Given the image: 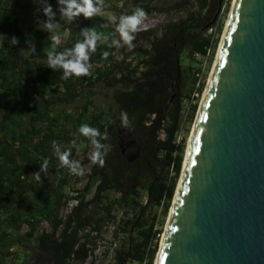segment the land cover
<instances>
[{"label":"trees","instance_id":"trees-1","mask_svg":"<svg viewBox=\"0 0 264 264\" xmlns=\"http://www.w3.org/2000/svg\"><path fill=\"white\" fill-rule=\"evenodd\" d=\"M193 1L180 13L182 2L171 6L178 15L158 30L134 33L144 43L117 48L108 46L115 26L101 12L61 20L54 44L37 28L36 16L45 17L33 0H0V264H82L106 222L118 238L109 264L152 263L203 85L195 57L210 58L221 27L216 18L204 23L207 0ZM122 2L102 0L103 10L118 22L137 6L146 14L153 9L150 0ZM48 3L57 10V0ZM84 27L102 38L89 53L91 74L62 79V68L47 67V54L74 47ZM121 113L131 130L121 127ZM81 124L107 132L103 167L89 160ZM52 141L81 162L83 176L59 166ZM45 159L47 172L37 180Z\"/></svg>","mask_w":264,"mask_h":264},{"label":"water","instance_id":"water-1","mask_svg":"<svg viewBox=\"0 0 264 264\" xmlns=\"http://www.w3.org/2000/svg\"><path fill=\"white\" fill-rule=\"evenodd\" d=\"M223 27L153 264H264V0Z\"/></svg>","mask_w":264,"mask_h":264},{"label":"clouds","instance_id":"clouds-1","mask_svg":"<svg viewBox=\"0 0 264 264\" xmlns=\"http://www.w3.org/2000/svg\"><path fill=\"white\" fill-rule=\"evenodd\" d=\"M36 4V13H42L45 19H41L39 15L36 16V25L40 31L48 34V39L54 44L59 43L61 40L58 29L61 27V20L67 22H73L75 18L83 15L84 18H92L103 10L102 0H57L58 8L54 10L48 3V0H33ZM57 11L59 13V20L56 19ZM146 12L143 8L137 6L132 13L122 14L118 18L110 17L109 23L114 24L115 32L119 35V40L113 39L108 45L109 47H121L128 45L133 47L132 41L135 39L134 33H136L138 27L142 24L146 17ZM82 40L75 42L74 47L64 48L62 51H56L53 48L47 54V67L53 71L63 69L62 79H69L70 77H82L89 76L91 74V64L89 53H94L97 49L98 42L101 41V35L90 27H84L80 30ZM107 37L103 40L107 41ZM14 44H18L19 41L13 37ZM122 42V43H121ZM31 50L35 52V45H30ZM108 52L104 53V57L107 58ZM121 127L131 130L132 124L129 120L127 113H121ZM78 132L83 137L87 138L90 142L92 152L89 156V160L93 165H99L103 167L105 164L106 150L108 146L102 143L103 140L108 139L107 132L101 133L98 128L89 126L88 124H81L78 128ZM52 149L56 158L59 161L60 167H66L71 174L76 176H83L85 170L81 165V162L76 159H70L71 151L63 149L59 143L52 141ZM48 169V160L45 159L40 163V172L34 173L37 180L41 179V173H46Z\"/></svg>","mask_w":264,"mask_h":264},{"label":"rangeland","instance_id":"rangeland-1","mask_svg":"<svg viewBox=\"0 0 264 264\" xmlns=\"http://www.w3.org/2000/svg\"><path fill=\"white\" fill-rule=\"evenodd\" d=\"M232 1L233 0H207V3L209 6H211V9L209 12H207L204 17V23H206L207 25L210 24L211 21H213L216 18V21H214V23L221 21V27L219 28L218 32H217V39L215 42V45L213 47V51L212 54L210 56V58L208 59L207 56H197L195 57V64L199 65L200 70H199V76L203 75V85L201 87V90L199 92V96H198V100H197V106L193 115L192 120L189 122L188 124V128L186 131V138H185V143L187 145L189 138H190V134H191V130L196 118V114H197V109H198V105L201 102L202 99V95L203 92L205 90V86L206 83L208 81V77L210 74V70L213 66V62H214V58L216 55L217 48L219 46V42L221 40V36L223 32V26H225V23L227 21V16L229 14L231 5H232ZM176 2H179L181 4H178L180 10V12H184L185 8H189V7H194V1L193 0H187V2L184 4V0H150V3L153 5V9L150 10L149 13H147L144 21L142 22V24L138 27L137 31H142V30H158L159 25L164 22L168 17H175L176 15H178V13H176V11H171L170 7L173 5H176ZM125 3V4H124ZM112 4V3H111ZM118 6L121 4L120 1H118ZM129 4V0H123L122 5L127 6ZM226 5V6H225ZM225 6V7H224ZM101 13L113 17L112 13L109 10H103L101 11ZM214 30V26H211L210 28L207 29V32ZM220 38V39H219ZM119 35L118 33H116V40H119ZM145 39L143 35L138 36L137 38H135L132 41V45H135L137 43H144ZM122 43V42H121ZM122 46H128V45H123ZM121 46V47H122ZM184 127V125H183ZM181 134V132H180ZM185 147V146H184ZM184 153V150H183ZM86 167V166H85ZM87 170V168H85ZM179 175V173H178ZM178 178V176H177ZM86 178L85 177H81L79 179V181H77L74 184V187L76 188H81L85 182ZM177 181V179H176ZM176 184V182H175ZM177 185V184H176ZM175 188V186H174ZM174 191V190H173ZM90 194V189L87 192H84V196L85 197H89ZM173 194V193H172ZM172 197V196H171ZM171 202V199H170ZM169 202V205H170ZM73 201H70L67 205V208L69 207L70 204H73ZM168 205V207H169ZM168 211V208H167ZM167 211L165 213V215L162 218V222H161V232L159 234V238L158 241H160V237L162 235L163 232V226L165 225L166 219H167ZM112 223L110 222H106L103 224L101 231L99 233V235H97L96 239H95V243H94V248L93 251L91 253L90 256L87 257V259L82 263V264H109L110 259H111V252H112V248L114 246V244L117 243L118 238L114 237V235L112 234ZM158 241H157V246H158ZM114 243V244H113ZM157 249V247H156ZM156 252V250H155ZM32 254V252H31ZM155 256V253H154ZM153 256V259H154ZM31 258V257H30ZM153 259H152V263L153 264Z\"/></svg>","mask_w":264,"mask_h":264},{"label":"bare ground","instance_id":"bare-ground-1","mask_svg":"<svg viewBox=\"0 0 264 264\" xmlns=\"http://www.w3.org/2000/svg\"><path fill=\"white\" fill-rule=\"evenodd\" d=\"M233 2V1H232ZM232 6V5H231ZM231 9V8H230ZM220 43V42H219ZM203 96V95H202ZM199 105H200V103H199ZM199 105H198V108H199ZM198 110V109H197ZM188 144V143H187ZM186 147H187V145H186ZM176 188H177V185H176ZM175 194V193H174ZM170 207H171V205H170ZM168 213H169V211H168ZM167 220V219H166ZM166 223V222H165ZM163 233V232H162ZM162 236V235H161ZM161 238V237H160Z\"/></svg>","mask_w":264,"mask_h":264},{"label":"built area","instance_id":"built-area-1","mask_svg":"<svg viewBox=\"0 0 264 264\" xmlns=\"http://www.w3.org/2000/svg\"><path fill=\"white\" fill-rule=\"evenodd\" d=\"M179 137V136H178ZM114 244V243H113Z\"/></svg>","mask_w":264,"mask_h":264}]
</instances>
